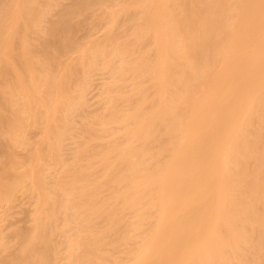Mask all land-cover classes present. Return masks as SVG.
<instances>
[{"label": "bare ground", "instance_id": "1", "mask_svg": "<svg viewBox=\"0 0 264 264\" xmlns=\"http://www.w3.org/2000/svg\"><path fill=\"white\" fill-rule=\"evenodd\" d=\"M41 1L17 0L7 19L0 18V61L19 36L17 54L32 75L31 91L37 79L26 31L37 29ZM96 1L74 0L44 31L61 38L62 52H79L88 79L99 58L111 66L116 57L115 78L131 80L127 92L117 86L108 114L98 120L100 131L115 137L86 166L101 164V175L66 168L63 206L79 224L66 264H258L264 254V0H127L121 10L138 8V21L126 32L114 31L115 15L101 41L76 46L71 14ZM62 63V78L42 82L54 95L53 109L63 102L71 113L66 81L74 67ZM110 122L121 124L125 143ZM55 128L51 118L46 134L57 149ZM7 170H0V199L11 201L18 182ZM107 188H114L117 204L103 202ZM129 214L131 229L115 239ZM35 224L4 264H57L41 215ZM136 232L128 258L115 257L112 249Z\"/></svg>", "mask_w": 264, "mask_h": 264}, {"label": "rangeland", "instance_id": "2", "mask_svg": "<svg viewBox=\"0 0 264 264\" xmlns=\"http://www.w3.org/2000/svg\"><path fill=\"white\" fill-rule=\"evenodd\" d=\"M16 1L0 0V18L7 17V10H12ZM126 1L98 0L86 10L74 11L71 14V35L76 46L84 47L91 41H101L115 15L114 31L117 34L126 32L138 21V8L132 6L121 10L126 6ZM73 3L74 0L39 2V14L35 18L37 29L26 31L35 67L37 90L31 91L32 75L24 67V58L17 54L20 49L19 36L13 39L12 54L5 57L7 63L0 61V170L8 169L7 174L4 173L6 177L18 182L13 192V200L0 199V264L5 256L10 258L14 252L21 250L26 236L34 231L36 217L39 215L47 224V236L52 246L49 252L51 260H55L57 264H66L69 238L74 236L79 225L73 212L63 206L66 192L61 183L67 179L66 168L74 166L75 170H93V176L101 175V164H95L92 168L86 166L97 160L96 152L101 149V144L111 142L115 137L108 132H101L102 125L98 120L108 114V99L111 94H116L117 86L125 92L130 90L129 78L117 79L113 74L111 66L119 63L116 57L113 58L111 66L97 58L98 66L90 72L88 79L78 57L79 52H62L57 48L61 38L58 35L48 37L44 32ZM22 30L23 26L20 25L18 32ZM53 51L57 52L56 59L53 58ZM66 60L74 67L72 76L66 81L71 96V113H68V105L63 102L53 109L51 98L54 95H49L48 86L42 82L51 76L62 78V62ZM110 86H114L116 91ZM118 103L121 107H128L122 98L118 99ZM17 117L20 120L12 128ZM51 118L54 119L57 130L51 140L58 142L57 149L50 148L46 134ZM120 125L117 122L109 123L114 135L125 143L124 130ZM9 166L12 168H8ZM113 189L107 188L101 194L104 203L117 204V200L110 197ZM131 219V214L125 216L123 224L113 236L115 239L131 229L128 224ZM138 234L140 232H136L133 242L131 240L123 244L126 246L112 249L113 255L119 259H127L130 252L137 247ZM124 252L126 256L123 255ZM258 264H264V254L258 256Z\"/></svg>", "mask_w": 264, "mask_h": 264}]
</instances>
